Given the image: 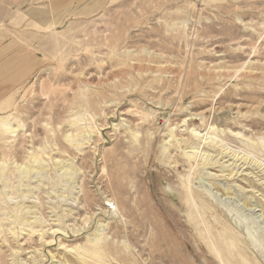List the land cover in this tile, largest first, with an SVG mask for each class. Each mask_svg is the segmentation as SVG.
<instances>
[{
	"label": "rangeland",
	"instance_id": "1",
	"mask_svg": "<svg viewBox=\"0 0 264 264\" xmlns=\"http://www.w3.org/2000/svg\"><path fill=\"white\" fill-rule=\"evenodd\" d=\"M6 79L0 264H264V0H0Z\"/></svg>",
	"mask_w": 264,
	"mask_h": 264
},
{
	"label": "crops",
	"instance_id": "2",
	"mask_svg": "<svg viewBox=\"0 0 264 264\" xmlns=\"http://www.w3.org/2000/svg\"><path fill=\"white\" fill-rule=\"evenodd\" d=\"M18 81V79H16V81L15 82H13V80H10V81H8L7 79L6 80H0V82L3 84V86H5V85H7V84H12V83H14V84H16V82ZM6 83V84H5ZM18 83V82H17ZM5 84V85H4ZM2 87V85L0 84V88ZM7 90H9V92L10 91H12L11 89H12V86H9V87H7L6 88ZM5 91V90H4ZM0 96H5L6 95V93H4V92H2V90H0Z\"/></svg>",
	"mask_w": 264,
	"mask_h": 264
},
{
	"label": "bare ground",
	"instance_id": "3",
	"mask_svg": "<svg viewBox=\"0 0 264 264\" xmlns=\"http://www.w3.org/2000/svg\"><path fill=\"white\" fill-rule=\"evenodd\" d=\"M202 203H203V202H202ZM202 206H203V205H202ZM202 206H201V207H202ZM203 208H204V207H203ZM207 238H208V237H207ZM232 241H233V240H232ZM218 250H219V251H218ZM218 250H217V251H218V254H221V255L225 252L224 249H223V248H220V247H219ZM230 250H231V248H230ZM215 251H216V249H215ZM95 253H96V252H95ZM228 253H229V252H228ZM97 254H98L99 257H100L101 254H100L99 252H97ZM224 254H225V253H224ZM225 255H227V253H226ZM95 256H96V254H95ZM222 259H223V258H222ZM222 259H221V260H222ZM225 259H226V258H225ZM225 259H224V260H225ZM228 259H229V257H228Z\"/></svg>",
	"mask_w": 264,
	"mask_h": 264
}]
</instances>
